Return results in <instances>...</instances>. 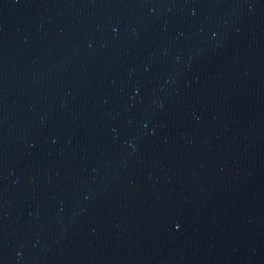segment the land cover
Listing matches in <instances>:
<instances>
[{
	"label": "water",
	"instance_id": "1",
	"mask_svg": "<svg viewBox=\"0 0 264 264\" xmlns=\"http://www.w3.org/2000/svg\"><path fill=\"white\" fill-rule=\"evenodd\" d=\"M0 264H264V0H0Z\"/></svg>",
	"mask_w": 264,
	"mask_h": 264
}]
</instances>
